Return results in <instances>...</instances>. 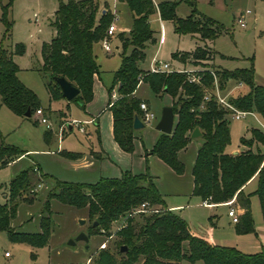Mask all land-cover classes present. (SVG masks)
<instances>
[{
	"label": "trees",
	"instance_id": "1",
	"mask_svg": "<svg viewBox=\"0 0 264 264\" xmlns=\"http://www.w3.org/2000/svg\"><path fill=\"white\" fill-rule=\"evenodd\" d=\"M123 2L131 17L127 32L117 35L120 45V63L114 71L112 84L107 89L106 109L111 117V135L117 147L130 152L135 137L132 129L134 115L142 120V111L134 90L138 81L148 83L154 93L166 91L171 99L170 106L174 122L169 134L159 132L152 147L154 153L174 173L183 170L177 152L189 139V132L197 127L200 143L191 166L190 195L198 197L206 204H221L232 200L237 209L236 233L253 232L249 209V194L243 191L245 183L255 176L256 186L252 191L257 198L261 218L264 221V133L251 128L249 137H240L241 150L227 153L229 128L226 111L210 97L203 100L205 92L211 91L215 83L224 90L228 82L247 86L246 93L228 98V102L238 110L256 113L264 121V86L254 83L253 68L225 69L209 61L212 52L203 43L195 45L187 53H172L171 58L181 63L195 66L193 73L199 77L197 83L187 80L186 73L178 71L149 72L141 70L139 63L144 58L146 42H154V31L148 18L157 13L161 20H169L177 34H198L202 42L213 40L223 30L221 24L200 15L194 8L193 0H184L191 8V14L178 18L174 14L175 2L161 0H118ZM264 3V0H260ZM10 5H0V20L9 29L6 19ZM99 0H57L49 26L53 34L49 41L39 48L40 62L34 70L44 80L49 101L61 98L54 77L62 76L78 89L71 101L83 109L92 96L91 84L97 73V65L92 54V44L106 35L111 21L108 11L98 12ZM24 45L16 42L8 50L0 48V98L1 102L14 114L23 116L40 107L35 94L17 77L18 67L12 56L21 55ZM251 61V60H250ZM115 87L116 96L110 98ZM78 103H80L78 105ZM202 108H199V106ZM95 134L97 136V127ZM43 139L50 138V131H43ZM22 155L17 148L6 144L0 132V164L7 163ZM33 167L14 174L7 184L5 201L0 204V231L14 242H24L32 247L47 243L53 222L50 218L48 199L55 198L75 208L84 207L88 225L87 238L91 234L110 235L114 222L126 217V224L115 232L114 251L99 249L86 264H181L182 260L201 264H264V247L251 254L213 244L210 240L190 232L185 221L172 210L164 207L157 189L146 174L123 173L119 178L99 179L95 183L80 184L58 181L45 174L50 186L40 211L39 231L23 232L11 226L20 201L34 199ZM147 203L145 211L133 212L140 203ZM240 211V212H238ZM141 217L135 224L133 216ZM93 223H95L93 225ZM103 240V241H105ZM184 244L186 245L184 247ZM124 246V251H119Z\"/></svg>",
	"mask_w": 264,
	"mask_h": 264
},
{
	"label": "rangeland",
	"instance_id": "2",
	"mask_svg": "<svg viewBox=\"0 0 264 264\" xmlns=\"http://www.w3.org/2000/svg\"><path fill=\"white\" fill-rule=\"evenodd\" d=\"M172 1L175 2L176 17L185 18L191 14V8L186 1ZM8 2L10 5L6 19L11 25L5 31V25L0 20V48L8 50L16 42L24 44L23 54L13 58L20 69L18 79L35 94L42 116L49 121L51 129H48L50 138L45 141L42 136L45 127L39 122V116L34 115V110L29 118L16 115L0 98V132L3 141L22 152V155L0 164V203L5 201L3 194L6 193L10 178L28 167H33L32 182L46 181L49 184L48 180L41 179L40 174L58 181L80 184L95 183L104 178H119L123 173L146 174L160 194L164 205H181L173 212L185 221L191 233L219 246L233 247L248 254L255 253L256 250L248 249V245L254 242L264 243V221L257 198L252 194L256 186L255 178H250L243 187V191L249 194L253 232L236 233L235 223L231 222L227 215V205L206 207L199 202L198 197L190 195V170L199 146L198 139H187L184 147L178 150L177 158L183 166L180 174L174 173L151 152L159 136L154 124L161 108L171 102L166 91L154 93L146 81H138L134 90L135 97L146 105L153 118L143 123V127L136 131L130 152H124L114 144L105 104L107 89L111 87L113 73L120 63L117 35L127 32L131 25L126 5L119 1L99 0L98 12L103 9L111 14L115 31L109 36V53L103 51L99 41L92 44L97 73L92 78L91 99L80 109L74 102H66L62 98L49 101L44 80L34 70L37 67L36 59L39 58L41 43L49 41L52 36L49 21L56 9L57 0H0V5ZM193 2L200 15L221 24L223 30L219 31L213 40L202 42L196 33H175L171 22L159 20L155 12L148 18L155 41L145 43L144 58L139 63L140 69L147 71L153 56L156 61L170 63V68H176L177 60L171 58L172 53H187L192 51L195 45L205 43L212 51V64L231 70L249 67L251 62L257 79L264 84V3L260 0ZM247 9L250 14L244 16L245 26L241 28L236 23V16ZM114 18L116 19L113 20ZM184 66L190 67L187 63ZM113 89L115 90V87ZM245 90L247 92L248 88H243V91ZM239 92L240 89H235L234 97L239 95ZM254 115L256 119L249 114L239 120L228 119L229 143L225 147L226 151L240 149L239 138L249 137L251 128L264 133V121L256 113ZM89 117L95 118L98 137L95 134L94 122L82 123ZM141 117L143 119V115ZM73 120L78 122L77 125H73ZM68 125L72 128L70 132H67ZM57 130H60L61 135L57 134ZM33 186L34 199L20 201L12 220L18 231H39L40 211L48 188H38L34 184ZM48 206L53 227L47 243L41 247H32L24 242L11 241L4 231H0V264H86L99 249H103L98 247L105 240L103 234H91L86 242L75 240L76 235L85 232L88 225V221L81 218L86 214L84 207L75 208L55 198L48 199ZM231 207H235L233 203ZM126 219L122 217L112 224L110 235L106 236L104 241V248L114 251V234L126 224ZM133 222L139 224L141 217L134 215ZM70 240L73 244H68ZM262 245L264 247V244ZM4 252H8L9 256L4 257ZM87 256L89 258L86 262ZM180 263L201 264V261L189 263L182 260Z\"/></svg>",
	"mask_w": 264,
	"mask_h": 264
},
{
	"label": "built area",
	"instance_id": "3",
	"mask_svg": "<svg viewBox=\"0 0 264 264\" xmlns=\"http://www.w3.org/2000/svg\"><path fill=\"white\" fill-rule=\"evenodd\" d=\"M104 2H107L109 0H103ZM113 2H116L118 0H112ZM250 14V11L244 10L241 11L237 16H236V23L243 28L245 26V22H244V16ZM116 18H114L113 20H115ZM115 31V25L114 23L111 21L106 29V35L99 41L100 42V46L101 48L105 51V52H110L111 48L109 45V36L110 34ZM196 69L193 68H170L169 64L167 62H158L156 61L154 58L151 59L149 66H148V71L149 72H168V71H178V72H183L186 73V77L187 80L190 82H195L197 83L199 80V77L196 76L193 71H195ZM214 86L213 89L211 91H207L205 92L204 96H203V100H208L210 97H213V99L215 100V102L226 111V117L227 119H232V120H239L241 119L243 116L249 114L252 115L253 117L255 116L253 112L250 111H242V110H238L235 107L232 106V104H230L228 102V99L226 98V96H223L220 94V90L218 89L216 83H215V79H214ZM116 96L114 91H111L110 93V98L114 99ZM139 108L143 113V119L141 120L142 123L148 122L149 120H151L153 118V115L151 112L147 111L146 105L143 102L139 103ZM199 108H202V106L200 105ZM34 115L39 116V122L41 124L44 125L45 129H51V125L49 123V121L46 119V117L42 116V110L40 107L36 108L34 110ZM89 120H84L82 123L86 124L89 123ZM73 125H77L78 122L76 121H72ZM263 127V126H262ZM264 128V127H263ZM78 129L80 131H83L81 129V127H78ZM57 134H60V130H57ZM205 203V201L203 202ZM225 205L228 206V210H227V215L230 217L231 222L235 223L237 221V209L236 207H231L232 205V200H229L225 203ZM148 205L145 202H142L139 204V206L137 207L136 210H134L133 212H140V211H145L147 209ZM99 248H104L105 247V243L104 241H102L99 245ZM4 256H9L8 252H4L3 253Z\"/></svg>",
	"mask_w": 264,
	"mask_h": 264
},
{
	"label": "water",
	"instance_id": "4",
	"mask_svg": "<svg viewBox=\"0 0 264 264\" xmlns=\"http://www.w3.org/2000/svg\"><path fill=\"white\" fill-rule=\"evenodd\" d=\"M101 11L104 12L103 9ZM53 79H54V82L59 87L60 96L62 99L69 102L76 95H78V89L72 83H70L68 80H66L64 77L56 76ZM79 104L80 103H78V105ZM28 116H29V111L26 110L24 113V117H28ZM173 122H174V114H173L172 108L170 105H165L160 110L158 120L156 121V123L154 125V129L157 130L158 132H161L164 134H169L171 131V128L173 126ZM68 127H70V126L68 125ZM141 127H143V123L140 121V119L137 117V115H134L133 119H132V129L136 130V129H139ZM198 136H200V131L197 127H194L189 132V137L195 138ZM233 153H235V152H233ZM81 222H83V220H81ZM94 224L95 223H93V225ZM87 239L88 238H87L85 232H79L75 237V240H82L84 242H86ZM68 244H73V241L70 240L68 242ZM124 250H125V247L120 246L119 251H124Z\"/></svg>",
	"mask_w": 264,
	"mask_h": 264
},
{
	"label": "crops",
	"instance_id": "5",
	"mask_svg": "<svg viewBox=\"0 0 264 264\" xmlns=\"http://www.w3.org/2000/svg\"><path fill=\"white\" fill-rule=\"evenodd\" d=\"M159 1H161V0H152V2H153V4H156L157 2H159ZM121 3V2H120ZM152 15V14H151ZM150 15V16H151ZM149 16V17H150ZM158 19L159 20H161L159 17H158ZM52 34H53V30H52ZM22 43V42H21ZM23 44V43H22ZM24 45V44H23ZM207 47H208V45L207 44H205ZM115 48H117V46H115ZM209 48V47H208ZM210 49V48H209ZM211 50V49H210ZM104 51V50H103ZM212 52V51H211ZM106 53H109V52H106ZM23 54V53H22ZM14 56H18V55H13L12 56V59L14 58ZM153 58H154V56H153ZM36 62L37 63H39L40 62V56H39V58L38 59H36ZM210 62H211V60H210ZM150 63V62H149ZM185 63H187V62H185ZM185 63H181V62H179V61H177L176 62V64H178L177 66L178 67H176V68H187V67H185L184 65H185ZM170 64V63H169ZM187 64H189V63H187ZM181 65H183V66H181ZM190 65V64H189ZM195 66H193V65H190V67H188V68H194ZM19 68H18V72H19ZM144 70H146V69H144ZM18 72H17V77H18ZM253 80H254V83L255 84H258V85H262V86H264V84L259 80V79H257V77H256V75H255V73H253ZM243 88H247V86H245V85H243V84H241V83H238V84H234L233 82H228V84H227V87L224 89V90H220V94L222 93L223 94V96H226V98L228 99V98H231V97H234V91H235V89H240V92H239V94H243V93H245L246 92V90L245 91H243ZM111 91H114L115 92V94H116V91L114 90V89H112ZM221 94V95H222ZM134 95H135V91H134ZM64 100V99H63ZM66 101V100H65ZM67 102V101H66ZM106 105V104H105ZM168 105H170V103L168 104ZM105 110H107L106 109V106H105ZM107 112H108V114H109V127H110V135H111V117H110V113H109V111L107 110ZM254 118H255V116H254ZM256 119V118H255ZM85 120H90V122L89 123H91V122H95V118H93V117H89L88 119H85ZM89 123H86V124H89ZM156 123V122H155ZM155 125V124H154ZM96 126H97V124H96ZM72 128L71 127H67V132H70V130H71ZM138 129H136V130H134V135L136 134V131H137ZM66 132V133H67ZM82 132H84V131H82ZM97 137H98V134H97ZM111 138H112V135H111ZM190 138V137H189ZM192 139V138H191ZM194 139H198L199 140V143H200V139H199V136L198 137H195ZM113 140V139H112ZM114 142V141H113ZM114 144H115V142H114ZM116 145V144H115ZM117 146V145H116ZM241 147V146H240ZM242 149V147L240 148V149H235V150H231V151H226L227 153H233V152H237V151H239V150H241ZM255 178V176H253L252 177V179H254ZM48 185H50L48 182H46V181H43L42 183H38V184H36V186L39 188L40 186H44V187H47L48 188ZM191 186H192V183H191ZM190 191H191V189H190ZM3 198H4V200H5V194H3ZM199 202L202 204V205H205L206 207H212V206H216V205H225V203H221V204H206V203H203L200 199H199ZM4 203V202H3ZM0 204H2V203H0ZM164 207L165 208H167V209H169V210H172V211H174V210H177L178 208H180L181 207V205H171V204H166V205H164ZM238 212H240V211H238ZM86 215V214H85ZM15 218V217H14ZM81 218H83V220H86V216H84V217H81ZM13 220V219H12ZM12 220H11V226H13L14 228H15V226L12 224ZM16 230V229H15ZM255 234V233H254ZM262 244H264V243H260V242H254V243H252V244H250V245H248V249H254V250H256L255 252H257V251H259L260 250V248L261 247H263V245ZM242 247H240V249H241ZM243 249V248H242ZM239 250V249H238ZM240 251V250H239ZM240 252H242V251H240ZM254 252V251H253ZM242 253H244V252H242ZM248 254V253H247ZM91 255V254H90ZM89 255V256H90ZM89 256H87V258H86V262H87V260H88V258H89ZM4 257H8V256H4Z\"/></svg>",
	"mask_w": 264,
	"mask_h": 264
}]
</instances>
